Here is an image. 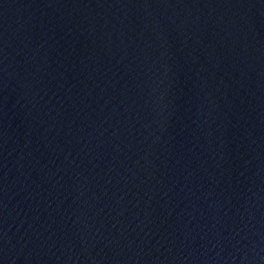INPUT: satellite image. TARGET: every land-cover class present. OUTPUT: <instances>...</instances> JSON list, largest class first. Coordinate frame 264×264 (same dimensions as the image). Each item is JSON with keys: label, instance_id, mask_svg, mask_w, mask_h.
Listing matches in <instances>:
<instances>
[{"label": "water", "instance_id": "water-1", "mask_svg": "<svg viewBox=\"0 0 264 264\" xmlns=\"http://www.w3.org/2000/svg\"><path fill=\"white\" fill-rule=\"evenodd\" d=\"M0 264H264V0H0Z\"/></svg>", "mask_w": 264, "mask_h": 264}]
</instances>
